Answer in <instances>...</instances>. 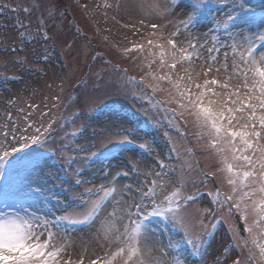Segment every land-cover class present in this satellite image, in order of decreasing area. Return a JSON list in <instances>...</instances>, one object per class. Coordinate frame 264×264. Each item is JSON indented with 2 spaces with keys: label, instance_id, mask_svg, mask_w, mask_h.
Wrapping results in <instances>:
<instances>
[{
  "label": "snow or ice",
  "instance_id": "1",
  "mask_svg": "<svg viewBox=\"0 0 264 264\" xmlns=\"http://www.w3.org/2000/svg\"><path fill=\"white\" fill-rule=\"evenodd\" d=\"M179 3L166 0L163 7L149 5L147 14L163 18ZM116 7L119 9V3ZM256 7L249 0H191L185 19L176 23L173 31L166 32L167 24L145 25L143 19L138 22L140 27L122 25L138 37L135 42L124 37L130 46L124 47L122 54L129 57L138 53L145 61L147 71L140 83L151 89V93H144L147 102L163 112L174 127L181 123L186 126L191 119L197 143L216 158L219 167L216 172L201 170V183L206 186L210 177L223 174L230 191L222 193L217 188L208 196L216 206L213 215L226 209L230 217L242 223V229L236 223L230 226L232 242L241 256L229 257L227 247L212 255L216 223L205 222L209 208L192 207L200 194H186V186L196 181L184 174V168L173 176L160 160L159 171L149 167L141 173L139 161L130 160L129 170L114 174L109 170L107 162L114 149L123 153L136 146V129L121 128L113 134L121 138L110 142L111 147L105 144L104 150L85 156L105 165L98 171L106 183L97 185L96 177L85 179L83 170H75L74 181L66 174L55 178L59 185L49 187L51 174L41 175V160L47 153L63 160L67 170L76 162L77 153H88L92 146L73 148L62 142L75 143L81 129L64 133L59 148H48L56 142L57 119L50 113L57 104H45L46 110L28 104L17 108L15 116L11 110L0 112V177L5 178L0 182V203L5 209L0 211V264H85L83 253L75 260L67 255L74 243L70 234L98 220L95 238L102 248L107 247L88 264H226L229 259L231 264H264V16L257 23ZM223 9L226 11L218 15ZM209 17L211 26L203 33L204 38L193 35L191 29ZM144 27L152 29L147 36L141 32ZM112 71L121 69L115 65ZM123 74L127 76V69ZM97 81L99 91L103 77L97 76ZM129 82H136L135 77H129ZM157 93L166 95L157 99ZM53 99L59 101L58 96ZM7 103L14 105L15 100ZM70 123L74 118L62 116L60 130ZM138 147L149 154L153 151L148 143ZM171 151H177L175 146ZM187 152L191 155L192 149ZM130 172L136 179L119 184L118 180L129 177ZM64 184L69 188L64 189ZM56 187L62 191L55 193ZM77 188L83 191L75 192ZM154 225L166 229L171 225L172 234L153 256V248L145 250L141 241L154 235Z\"/></svg>",
  "mask_w": 264,
  "mask_h": 264
},
{
  "label": "rangeland",
  "instance_id": "2",
  "mask_svg": "<svg viewBox=\"0 0 264 264\" xmlns=\"http://www.w3.org/2000/svg\"><path fill=\"white\" fill-rule=\"evenodd\" d=\"M249 2L257 6L256 10L264 9V0H249ZM104 3H109L112 7L107 9L96 7ZM117 3L120 5L119 9L116 7ZM153 4H160L163 7L166 0H0V112L11 110L15 116L17 108H26L28 104H37L41 110H46L45 104L49 107L57 104L50 115L56 118L59 116V121L62 116L68 118L73 109L81 111V118L68 124L60 133V137H63L67 130L73 132L82 129L81 134L75 138V143L71 140L62 142L70 144L73 148L92 146L88 153L76 154V162L72 165L71 172L73 174L75 170H83V178L96 177L97 185L106 183L99 178L98 171L105 165L101 163L88 165L85 156L121 138L113 135L121 128L136 129L137 147H130L132 151L123 153L120 151L118 155L109 159L107 162L109 170L113 174L119 170H129L130 160L139 161L137 168L141 173L146 172L149 167L159 171L160 160L167 165L164 170L170 175H177L181 168H184V174L189 176L190 180L196 181L195 184L189 183L186 186V194L192 193L195 189L204 190L199 193V202L192 207H207L211 210L207 215L206 223L215 215L219 218V243L216 246L212 245V255L220 253L227 247L229 248L227 255L237 258L241 250L232 242L230 226L234 223L239 226V221L230 217L226 209L213 215L216 206L210 202L208 196V192H214L216 184L225 191L229 192L230 189L225 184L222 173H217L215 180L208 181L206 186L201 183L202 177L199 175L200 167L216 172L219 167L216 158L202 150L201 144L197 143L191 119L189 128L185 129L182 123L174 127L164 118L163 112L151 107L144 95L145 92L139 86H142L140 80L147 71V68L143 67L145 61L138 53L131 54L137 57L135 61L131 56L125 57L122 54V49L130 46L124 37L134 42L138 39L133 36L130 29L122 27L123 24H135L140 27L138 22L143 19L145 25L167 24L166 32H170L175 30L174 25L185 19V14L190 10V1L180 0L178 7L161 18L155 13L147 14L148 6ZM84 5H87V8ZM168 6L171 7L170 4ZM223 11L226 9L218 15H222ZM104 13H107V16ZM113 16L115 20L112 19ZM210 19L209 17L208 20L192 28V34L203 39V33L211 26ZM260 19L256 18L257 23ZM75 27L78 29L77 32ZM151 31L152 29L147 27L141 28L145 36ZM184 35L187 36L188 33L185 32ZM105 37L108 39L105 40ZM143 42L146 44V40ZM93 45H96L100 54L93 55ZM114 65L125 66L130 73L138 75L140 78L139 83H136L138 85L130 83L121 71L113 72ZM97 76L103 77L99 91L96 90ZM78 81L83 83L78 85ZM147 92L151 93V89L149 88ZM165 95L166 93H157V99H162ZM56 96L59 97L58 102L53 99ZM9 100H15V104L8 105ZM105 100L119 101L130 106L133 112L120 109L98 112L96 106ZM141 120L151 124L153 129L151 131L138 129V122ZM165 133L168 135L166 136ZM187 135H190L195 149L204 153L203 157L200 156V164L197 163L198 160L194 155H189L187 152L190 147L188 138H185ZM140 143H148L153 151L149 154L140 149L138 147ZM54 145L50 143L47 146L52 148L55 147ZM173 146L177 149L176 152L171 151ZM57 162L64 164V161L56 156H50L41 163L43 165L41 175L47 177L49 173L51 174L49 187H52L53 183L60 184V180L55 179L60 174L57 170ZM188 165H191L190 170ZM19 179H23V175ZM69 179L74 181L75 176ZM135 179V174L130 172L129 177L118 180V183H131ZM91 186L85 185V187ZM63 188L67 189L69 185L64 184ZM61 191V187L54 189L55 193ZM82 191L83 188L75 189V192ZM39 207L37 205L36 209ZM0 211H5L3 203H0ZM99 226L98 220L91 227L71 232V240L74 243L68 249L67 255L75 260L83 253L85 264H88L90 258L103 255L107 246L102 248L95 238ZM154 229V235L145 237L141 241L145 250L153 248L151 253L153 256L158 255L155 253L157 244H167L172 234L171 225L167 229L162 225H154ZM85 247L86 252H84ZM243 255L246 256L247 252ZM226 264H231L230 259Z\"/></svg>",
  "mask_w": 264,
  "mask_h": 264
},
{
  "label": "bare ground",
  "instance_id": "3",
  "mask_svg": "<svg viewBox=\"0 0 264 264\" xmlns=\"http://www.w3.org/2000/svg\"><path fill=\"white\" fill-rule=\"evenodd\" d=\"M218 231L219 230H217L216 232H215V239H214V241L212 242V245H217V243H219V241H218V235H219V233H218ZM164 245H159V244H157V249H159L160 247H163ZM155 253L156 254H158V252L157 251H155Z\"/></svg>",
  "mask_w": 264,
  "mask_h": 264
}]
</instances>
